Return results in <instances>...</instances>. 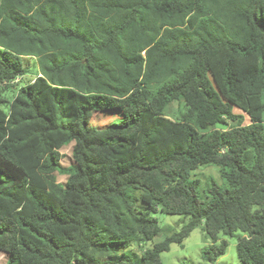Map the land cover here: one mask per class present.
Returning a JSON list of instances; mask_svg holds the SVG:
<instances>
[{
    "label": "trees",
    "instance_id": "trees-1",
    "mask_svg": "<svg viewBox=\"0 0 264 264\" xmlns=\"http://www.w3.org/2000/svg\"><path fill=\"white\" fill-rule=\"evenodd\" d=\"M104 112L121 118L90 125ZM207 165L224 186L206 201ZM157 212L190 221L138 249L162 233ZM197 228L209 263L240 232L241 264H264V0H0L7 264H163Z\"/></svg>",
    "mask_w": 264,
    "mask_h": 264
},
{
    "label": "rangeland",
    "instance_id": "rangeland-1",
    "mask_svg": "<svg viewBox=\"0 0 264 264\" xmlns=\"http://www.w3.org/2000/svg\"><path fill=\"white\" fill-rule=\"evenodd\" d=\"M35 62H31L33 65ZM39 75V70L36 65L32 66L28 73L21 79L19 85L33 82L36 77ZM17 90H12L11 92H7L6 96L11 100ZM183 106H180V103L174 102L172 103L168 110L167 115L171 118L177 119L180 114L179 111H183ZM237 114H243L236 110ZM121 116L114 112H104L101 115H94L90 117V125L104 126L113 121L119 120ZM249 117H245L244 123H249ZM237 124V122H230L228 126H217V129H228ZM74 143L65 146L62 148L61 153L64 154L62 159V165L64 167H69L73 164V156L72 149ZM194 179L200 180V191L199 195L202 199L208 200V190L214 185L224 186L223 178L221 176L220 168L215 165H207L200 167L193 174ZM58 180L60 182H66L67 177L61 174H58ZM141 207V205L139 204ZM153 217L156 218L162 228V233L154 239V242H147L140 246L138 249L143 247L152 248L154 243H158L165 239L166 236L171 235L173 232H179L189 221V217L180 216V215H169L162 212H157L153 214ZM242 234L240 232L236 233L235 237L228 238L222 237V239H226L229 243V247L224 256L217 260L214 264H241L238 253H237V243L238 236ZM212 245L211 241L206 238V233L202 228L195 229L190 236L185 239L183 246L180 245H172L171 251L165 252L161 254V259L163 264H211L208 261L203 259V250L210 247ZM137 246V245H135ZM134 248L133 250L135 251ZM128 252V251H127ZM129 253V252H128ZM130 254V253H129ZM8 256L5 253L0 252V264H7Z\"/></svg>",
    "mask_w": 264,
    "mask_h": 264
}]
</instances>
